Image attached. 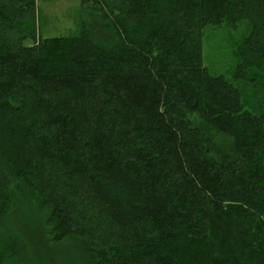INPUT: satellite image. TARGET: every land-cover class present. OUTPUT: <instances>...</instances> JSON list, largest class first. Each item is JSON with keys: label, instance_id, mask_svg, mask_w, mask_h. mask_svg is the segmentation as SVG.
<instances>
[{"label": "trees", "instance_id": "trees-1", "mask_svg": "<svg viewBox=\"0 0 264 264\" xmlns=\"http://www.w3.org/2000/svg\"><path fill=\"white\" fill-rule=\"evenodd\" d=\"M76 1L41 37L0 0V264H49L43 227L64 264H264V113L202 56L247 21L235 77L264 72V0Z\"/></svg>", "mask_w": 264, "mask_h": 264}, {"label": "rangeland", "instance_id": "rangeland-1", "mask_svg": "<svg viewBox=\"0 0 264 264\" xmlns=\"http://www.w3.org/2000/svg\"><path fill=\"white\" fill-rule=\"evenodd\" d=\"M41 6L37 17V28L41 37L66 36L75 34L78 31V14L86 7H82L80 1L76 0H37ZM80 18V14H79ZM250 34V27L247 21H241L236 27H232L226 22L219 26H208L203 34L202 56L204 64L213 75H224L227 79L237 84L241 91L246 108L258 114L264 113V72L253 73L254 79L238 80L235 77V70L240 61L238 47L240 43ZM99 35L107 38L108 32L100 30ZM27 213L21 214V227H30L27 221ZM217 218L221 221L223 217ZM40 224V222H37ZM226 225V224H225ZM230 227L238 231L235 224ZM35 240L41 243L43 255L38 256V261L49 262V264H64L65 255L56 253L57 250L65 246H77L78 242L65 241L63 244L51 242L45 243V238L49 240L51 234H47V229L37 228ZM244 236V235H243ZM243 239H247L244 237ZM50 241V240H49ZM44 242V243H43ZM63 246V247H62ZM62 247V248H61ZM75 250V249H74Z\"/></svg>", "mask_w": 264, "mask_h": 264}]
</instances>
